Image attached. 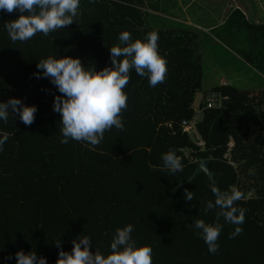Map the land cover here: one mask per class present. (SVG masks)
Here are the masks:
<instances>
[{
	"label": "trees",
	"instance_id": "16d2710c",
	"mask_svg": "<svg viewBox=\"0 0 264 264\" xmlns=\"http://www.w3.org/2000/svg\"><path fill=\"white\" fill-rule=\"evenodd\" d=\"M167 3L80 0L76 22L15 43L4 25L20 13L0 10V102L14 97L37 108L31 125L11 109L7 122L0 120V136L8 134L0 151V264H17L18 250L35 251L56 264L55 243L71 251L73 240L83 235L91 237V251L107 255L115 230L129 223L136 245L152 248L153 264H264V22L231 8L208 30L166 23L156 28L155 10ZM122 31L133 40L158 33V51L168 68L165 81L151 87L131 70L123 89L124 131L113 127L96 146L71 139L61 143L60 114L53 110L60 93L48 78H36L37 62L72 56L86 70L111 67L110 48L119 45ZM209 53L218 68L238 63L257 80L223 85L219 76L229 78L231 72L222 70L206 90ZM212 91L228 99L220 108L204 110L197 124L204 146H198L182 120L194 117L198 93ZM230 139L233 165L224 159ZM170 149L181 158L183 171L159 170ZM202 160L209 161L211 175L202 171L193 177ZM213 180L221 191L239 188L244 198L236 206L246 209L243 232L235 238H229L235 226L221 218L215 254L189 228L196 219L215 221L218 209L204 213L206 202L215 200ZM184 189L194 193L192 201Z\"/></svg>",
	"mask_w": 264,
	"mask_h": 264
},
{
	"label": "clouds",
	"instance_id": "9594fccd",
	"mask_svg": "<svg viewBox=\"0 0 264 264\" xmlns=\"http://www.w3.org/2000/svg\"><path fill=\"white\" fill-rule=\"evenodd\" d=\"M94 2L90 0V3ZM0 10L7 13L18 10L20 13L4 25L13 43L26 42L37 33L47 36L53 31L65 29L81 15L80 0H0ZM158 40L159 35L154 31L136 40L132 39L129 31H122L119 45L110 48L111 67L100 71L94 67L86 70L80 58L72 56H49L37 62V69L41 72L36 74V78H48L60 93L54 98L53 110L60 114L61 143L66 144L71 139L96 146L103 141L105 132L113 127L124 131L122 110L127 108L128 96L123 89L130 81V71L134 69L137 75L146 77L151 87L166 79L167 62L158 51ZM9 109L11 113H18L25 125L34 123L35 105H26L14 97L0 102V120L7 122ZM7 140V133L0 136V151ZM162 160L160 171L168 170L173 174L183 171L182 160L174 150L164 153ZM151 167L157 170L155 165ZM211 191L215 200L206 202L204 213L218 209L215 221L207 223L204 219H196L194 224H189V228H195L196 235L203 239L208 251L215 254L219 251L218 239L223 230L221 218L235 226L229 235L230 239L235 238L243 232L241 225L245 222L246 209L236 206V202L244 198L239 188L221 191L213 180ZM184 196L187 201L194 199V193L188 189H184ZM133 231L130 223L118 227L107 255L98 248L95 252L91 251L92 240L87 235L74 239L71 251H65L60 247L61 241H58L55 243L60 249L56 264H153L152 248L137 246L131 235ZM16 261L17 264H47L46 258L38 257L35 251L25 253L18 250Z\"/></svg>",
	"mask_w": 264,
	"mask_h": 264
},
{
	"label": "crops",
	"instance_id": "0c3cea01",
	"mask_svg": "<svg viewBox=\"0 0 264 264\" xmlns=\"http://www.w3.org/2000/svg\"><path fill=\"white\" fill-rule=\"evenodd\" d=\"M224 2L225 0H168V7L163 10H155V27L158 28L166 23L172 27L211 29L224 21L226 15V13H223ZM238 2L243 5L244 11L241 10L236 1L234 2L235 5L231 8L240 9L246 18L253 19V21L264 22V15L261 14L260 10L262 9L261 7H264V2L261 5L258 2H254V0H238ZM247 3L251 5V9L249 4L247 6ZM237 66L238 63L226 64L224 69H222L216 65L218 70L212 69L211 75L217 77L222 70H225L231 73L227 74L230 75L229 78H225L223 74L219 76H224L223 81L227 83L231 82V80L235 82H240L239 80L243 81L246 77L240 71L234 70V68L238 69Z\"/></svg>",
	"mask_w": 264,
	"mask_h": 264
},
{
	"label": "built area",
	"instance_id": "2783aa9c",
	"mask_svg": "<svg viewBox=\"0 0 264 264\" xmlns=\"http://www.w3.org/2000/svg\"><path fill=\"white\" fill-rule=\"evenodd\" d=\"M222 84H227L226 81H222ZM228 99V96L221 94L219 91H212L207 94L205 104L201 107L200 103L195 104V115L192 119L182 120V129L186 131L192 140H194L198 146H204V141L202 140L197 124L203 120V112L207 108H220L223 106L224 102ZM233 147V140L230 139L228 143L227 153L224 155V159L233 165L231 162V149Z\"/></svg>",
	"mask_w": 264,
	"mask_h": 264
},
{
	"label": "rangeland",
	"instance_id": "374dc122",
	"mask_svg": "<svg viewBox=\"0 0 264 264\" xmlns=\"http://www.w3.org/2000/svg\"><path fill=\"white\" fill-rule=\"evenodd\" d=\"M204 1H206V0H204ZM235 1L241 7V10H243V11L245 10V8L243 7V5L240 4L238 2V0H225L224 7H223V13H226L227 11H229L231 9V7L235 5V3H234ZM254 2H258L261 5L264 2V0H254ZM248 4L249 3H247V6H248ZM208 5H209V3H208ZM206 6H207V3H206ZM249 7L251 9V5L250 4H249ZM261 8H262V9H260L261 10V14L264 15V7H261ZM209 46H211L210 43H209ZM217 51H218V49H217ZM213 55H214L213 53H211V54L209 53V54L205 55L206 56V59H207L206 60V67L207 68L205 70L206 72H205V77H204V87L206 88V90H210L211 87L215 84L214 83L215 82V79H212V77H216V76L215 75H213V76L211 75V70L214 69V68L217 69L216 66L214 64H212L213 63V59H214V56ZM234 70L235 71H240L241 73H243L245 75L244 77H246L248 81L250 79L252 81L257 80V79H255L256 76L253 75V73H252V71H250V69H247L246 68V70L245 69L243 70L242 68H240V70H239V65H238V69L236 70L234 68ZM248 77H250V79ZM223 78L224 77H222L221 80H219V81H223ZM231 83L232 84H235V85H239V86L240 85L241 86L242 85H247V84H245L244 81H241V80H240V82H235V81L231 80ZM206 97H207V94H205V92L198 93L197 96H196V99H195V103L194 104L197 105L200 102L205 101L206 100Z\"/></svg>",
	"mask_w": 264,
	"mask_h": 264
},
{
	"label": "water",
	"instance_id": "95a60500",
	"mask_svg": "<svg viewBox=\"0 0 264 264\" xmlns=\"http://www.w3.org/2000/svg\"><path fill=\"white\" fill-rule=\"evenodd\" d=\"M206 172L207 174L211 175V171L209 169V161L208 160H202L199 162V164L196 167V170L194 172V176H197L200 172Z\"/></svg>",
	"mask_w": 264,
	"mask_h": 264
}]
</instances>
